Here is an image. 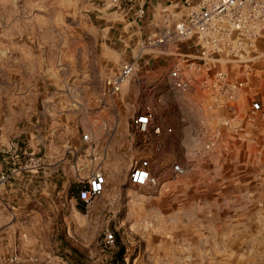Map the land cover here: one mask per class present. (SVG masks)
<instances>
[{
	"label": "rangeland",
	"instance_id": "374dc122",
	"mask_svg": "<svg viewBox=\"0 0 264 264\" xmlns=\"http://www.w3.org/2000/svg\"><path fill=\"white\" fill-rule=\"evenodd\" d=\"M155 6L138 19L107 0H0V147L42 141L63 156L68 143L56 138L63 125L112 140L118 163L122 136L128 169L138 157L137 111L152 105L155 118L174 128L161 140L153 185L118 174L90 207L77 200L76 181L49 192L39 178L13 187L19 209L0 198V264H264V115L252 113L241 133L198 159L183 146V101L164 74L146 73L148 55L138 60L129 93L106 89L118 63L158 29L150 13L160 18L170 0ZM251 85L258 90L255 78ZM175 162L184 174L171 172ZM106 229L115 233L112 248L102 244Z\"/></svg>",
	"mask_w": 264,
	"mask_h": 264
},
{
	"label": "built area",
	"instance_id": "2783aa9c",
	"mask_svg": "<svg viewBox=\"0 0 264 264\" xmlns=\"http://www.w3.org/2000/svg\"><path fill=\"white\" fill-rule=\"evenodd\" d=\"M107 1L116 9L134 10L138 19L147 14L145 0ZM170 5V9H163L158 29L138 41L135 54L118 65L105 79V86L111 95L119 93L134 75L138 60L148 55L146 73L150 77L164 74L171 91L195 115L193 122L185 119L186 154L207 158L243 131V122L249 115H264V0H170ZM152 56L154 63L150 64ZM253 78L257 91L251 85ZM132 129L139 136L135 143L138 157L131 160L128 179L135 185H153L161 140L172 135L174 128L158 121L153 106L148 104L132 117ZM81 138L89 145L92 162L75 167L76 198L90 207L106 187L98 164L104 153L92 152L90 133H82ZM0 160V185L16 171L35 170L43 165L41 157L17 142L0 147ZM170 170L175 176L186 172L181 162L171 164ZM86 171L87 176L83 177ZM102 241L105 248H112L115 233L104 230Z\"/></svg>",
	"mask_w": 264,
	"mask_h": 264
},
{
	"label": "crops",
	"instance_id": "0c3cea01",
	"mask_svg": "<svg viewBox=\"0 0 264 264\" xmlns=\"http://www.w3.org/2000/svg\"><path fill=\"white\" fill-rule=\"evenodd\" d=\"M147 11L150 9L155 8V4L159 5L160 0H149L145 1ZM150 24L157 26L159 24V20L161 18L153 16V13H150ZM149 16V15H148ZM150 64L154 63L153 56L150 57ZM120 63H118L119 65ZM117 65V67H118ZM130 81H127L123 87L122 90L124 94L129 93V83ZM183 114L185 117L189 119V121H194V113L188 109L185 108L183 111ZM107 124H105L106 126ZM60 131L56 134V138L59 139V145H64L68 143L67 147L62 146L61 149H64L66 152L62 156V154L52 151L51 143L44 144L42 141H36L35 144L32 142L30 144H26L23 148L24 150L32 153V155L36 157H41L43 160V165L37 169L29 170V171H16L4 184L0 185L3 187H0V198H3L7 195V198L11 203L15 204L13 207L16 209H19V204H16L18 202H14L10 199L11 190L13 187L18 186H24V187H30L33 184V180L40 179L41 185L45 187V190L49 192L54 184L57 182L59 184H63L64 182H69L70 180L72 182H75L77 177L75 173V167H79L83 164L91 163V151L89 150V145L84 142L80 135H73V127L69 130V127H64L63 125H59ZM109 128L112 130L116 128L115 124L109 125ZM120 150H119V163L116 159V151L112 147V140H107L104 142H98L95 139H92V145H93V153L99 152L104 153V158L101 160L98 164L101 170L103 171L105 178H106V187L105 190L107 193L112 191V183L115 177H117L118 174L123 175L125 178L128 175V169L125 167H122L121 160L122 155L125 154V148L127 145L125 144V148L123 147V144L125 140L122 139V136L120 138ZM127 143V142H126ZM92 150V149H91ZM53 157V159H51ZM50 161H54L56 164L54 166H48ZM0 162H2L0 160ZM47 163V165H46ZM96 162H94L95 164ZM119 164V168H118ZM46 165V166H44ZM3 167V165H2ZM6 168V167H5ZM119 169V171H118ZM1 171V170H0ZM87 176V171L83 174V177ZM75 196L77 197V191L75 193ZM14 209V210H15ZM16 223V222H15ZM15 223H12L14 225ZM5 224H10V222H7ZM17 224V223H16Z\"/></svg>",
	"mask_w": 264,
	"mask_h": 264
},
{
	"label": "trees",
	"instance_id": "16d2710c",
	"mask_svg": "<svg viewBox=\"0 0 264 264\" xmlns=\"http://www.w3.org/2000/svg\"><path fill=\"white\" fill-rule=\"evenodd\" d=\"M123 250L120 248L119 251L117 252V258L120 260L122 258Z\"/></svg>",
	"mask_w": 264,
	"mask_h": 264
}]
</instances>
